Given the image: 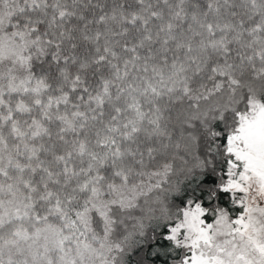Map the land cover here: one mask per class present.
Instances as JSON below:
<instances>
[{"label": "snow or ice", "instance_id": "obj_1", "mask_svg": "<svg viewBox=\"0 0 264 264\" xmlns=\"http://www.w3.org/2000/svg\"><path fill=\"white\" fill-rule=\"evenodd\" d=\"M0 264H264V0H0Z\"/></svg>", "mask_w": 264, "mask_h": 264}]
</instances>
